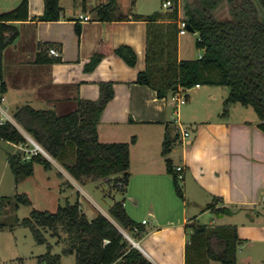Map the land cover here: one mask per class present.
I'll use <instances>...</instances> for the list:
<instances>
[{
  "label": "crops",
  "instance_id": "0c3cea01",
  "mask_svg": "<svg viewBox=\"0 0 264 264\" xmlns=\"http://www.w3.org/2000/svg\"><path fill=\"white\" fill-rule=\"evenodd\" d=\"M22 1L0 0V13L15 9ZM109 1L61 0V18L42 21L38 18L45 12V0H29V18L13 22L20 34L4 52L6 92L0 86L4 108L12 117L14 110L25 104L66 115L77 109L79 99H99L102 82L113 83L115 94L101 116L99 140L130 144L128 187L134 186L130 198L139 206V194H143L148 204L145 217L136 220L145 228L138 239L132 237L137 248L154 264H185L187 225L215 214L204 224L237 226L241 239L237 263L264 264V131L258 126L259 119L246 116L252 111L238 104L223 116L225 96L219 98L201 85L194 87L200 92L190 102V115L176 110L173 117L177 106L170 95L159 98L156 90L137 82L146 69L148 25L134 15H150L155 10H135L130 2L117 0L111 18L101 20L95 9ZM86 16L90 19L85 20ZM180 36L184 35H179V41ZM123 45L137 53L135 66L114 52ZM51 48L61 56L51 55ZM96 51L104 56L89 69ZM178 51L183 59L180 44ZM190 100L189 94L185 104ZM184 119L191 125V136L184 139L180 133L168 155L174 167L185 166V200L181 202L163 147L168 132L174 137L179 128H185ZM189 200L194 207H187ZM209 204L228 207L231 214H218L206 208ZM227 217L228 223L224 222Z\"/></svg>",
  "mask_w": 264,
  "mask_h": 264
},
{
  "label": "trees",
  "instance_id": "16d2710c",
  "mask_svg": "<svg viewBox=\"0 0 264 264\" xmlns=\"http://www.w3.org/2000/svg\"><path fill=\"white\" fill-rule=\"evenodd\" d=\"M170 1L173 5L166 13L134 15L136 20H144L148 25L146 69L140 72L137 82L156 90L159 98L181 90L187 91L189 98L188 91L197 85L227 88L229 97L224 103L223 116L228 115L233 104L251 106L258 114V126L264 131V0ZM60 2L45 0V12L38 19L59 20L62 13ZM116 2L110 0L99 5L95 9L98 17L101 20L111 18ZM224 7L227 14L221 15ZM28 18L29 0H23L11 11L0 13L2 92L7 90L3 79L4 52L20 34L13 22ZM180 20L186 21L194 32L199 33L196 46L204 54L198 59H179ZM77 34L81 35L80 27H77ZM114 52L129 65L137 64V53L132 47L123 45ZM103 56L96 51L89 69L95 68ZM100 86L99 99H79L77 109L66 115H58L53 109H35L29 104L17 107L13 113L17 125L11 121L0 124V141L29 147L21 127L49 156L59 160L79 183L85 179L104 180L116 183L120 191H126L130 181V144L102 143L99 140L101 116L115 94L113 83L102 82ZM175 86L178 90H174ZM178 138L180 133L174 137L167 133L163 154L167 170L173 176L176 193L185 200L183 187L168 157ZM26 156L22 148L8 156L18 180L32 176L36 164H42L46 170L53 166L43 153L33 154L30 159ZM19 198L31 203L24 195ZM5 206L6 199L0 197V216ZM206 208L218 214H231L228 207L215 208L214 204H209ZM109 215L98 213L90 219L79 201H67L55 213L33 209L22 224L32 230L37 243L47 245L48 252L38 258V264H61L62 261L61 254L52 253L54 246L46 233L57 238V243L64 244L63 255H75L76 264H154L120 229L136 232L137 237L145 232L143 224L128 213L125 203L115 202L109 208ZM187 230L190 239L185 249V264H211L212 260L238 264L241 239L236 225L193 222L187 225Z\"/></svg>",
  "mask_w": 264,
  "mask_h": 264
},
{
  "label": "rangeland",
  "instance_id": "374dc122",
  "mask_svg": "<svg viewBox=\"0 0 264 264\" xmlns=\"http://www.w3.org/2000/svg\"><path fill=\"white\" fill-rule=\"evenodd\" d=\"M121 1L127 4L130 2V6L135 10L139 8L144 10H149L148 8H150V10H155V12H164L168 10V8L162 5L164 0ZM224 6L227 7L226 4ZM225 7V10L221 15L227 14V8ZM180 37V54L183 59H198L203 53V50L198 49L196 46V42L199 39V33L189 31L186 35ZM204 87V89L213 90V93L220 96L219 98H221L222 95L225 96L224 100L229 97V90L224 87L208 85H204ZM204 89L202 91H204ZM199 92L196 88L191 89L189 92L191 100L188 104H181L180 106H177V108H173V117H176V115L174 116L176 110H180L181 115H190V102L193 101ZM224 103L225 101L222 103V114L224 113L225 108ZM238 105L244 107L241 104ZM248 109L252 112L246 116L259 119L258 114L253 107L249 106ZM184 127L189 131L191 129V125L186 119H184ZM19 128L25 136L31 137L23 128ZM178 131L181 133L180 128ZM28 142V148L35 149V145L29 140ZM18 149L19 148H16L13 143L0 141V197L6 199V206L0 216V264H38V258L48 252L47 245L37 243L32 230L22 224V221L30 216L33 209L55 213L59 206H64L67 201H70L71 203L79 201L83 211L87 213L90 219H93L96 217L95 214L98 215V213H103L110 217V206L115 202L123 201L132 218L142 221L145 217L146 208L148 206L147 200L143 199L145 196L139 194V196L142 197L139 206H134L135 203L132 198H130L131 194H134V186L130 188L127 187L128 190L126 191H120L116 187V183H109L104 180L95 182L92 179H85L83 183H79L70 175L68 170L59 160L52 158L49 154L48 156H45L53 164L50 170H46L42 164H36L35 172L32 176L18 180L8 161L9 154L15 153ZM180 183L183 186V181H180ZM172 184L175 189L174 181H172ZM22 195L26 196L31 203L28 204L20 200L19 197ZM155 200L159 201L158 197H155ZM178 200L183 202V199L179 196ZM187 202H189V205L187 206L188 208L194 207L192 200ZM157 208L160 209L158 205ZM214 216L215 214L205 215L199 219V223L204 224L209 222ZM146 217L148 218V216ZM224 222H230V218L227 217ZM120 229L131 243L133 241L132 237L138 239L135 234L133 235L131 232L124 230L123 228ZM46 236L54 246L52 253L62 255L61 264H76L75 255L62 254L64 244L57 243V238H53L50 233H46ZM212 263L223 264L222 262L215 260H212L211 264Z\"/></svg>",
  "mask_w": 264,
  "mask_h": 264
},
{
  "label": "built area",
  "instance_id": "2783aa9c",
  "mask_svg": "<svg viewBox=\"0 0 264 264\" xmlns=\"http://www.w3.org/2000/svg\"><path fill=\"white\" fill-rule=\"evenodd\" d=\"M172 2L170 0L165 1L163 3V6L166 8H170L172 7ZM90 18L88 16L85 17V20H89ZM189 32V25L187 24L186 21L181 20L179 21V35H186ZM50 54L55 56V57H60L61 53L55 49V48H51L49 50ZM201 57V56H200ZM0 85H1V80H0ZM200 85H197L196 87H199ZM188 100V96H187V91H183L181 90L180 92L174 94L171 96V101L175 106H180L181 104H185ZM5 101L4 97L0 98V124L5 123L6 121H11V122H15L13 117L11 115H9V113L7 112V110L4 108L3 106V102ZM182 137L184 139H189L191 136V132L186 129V128H182L181 131ZM27 137V136H26ZM27 139L33 144L35 145V149H29L28 147H23L22 149L26 151L27 159H30L31 155L33 154H38L40 153H47L32 137H27ZM48 154V153H47ZM46 155V154H44ZM175 171L177 173V177L180 181L184 180L185 178V166L184 165H178L175 167ZM146 221H144L145 223ZM130 238V237H129Z\"/></svg>",
  "mask_w": 264,
  "mask_h": 264
},
{
  "label": "water",
  "instance_id": "95a60500",
  "mask_svg": "<svg viewBox=\"0 0 264 264\" xmlns=\"http://www.w3.org/2000/svg\"><path fill=\"white\" fill-rule=\"evenodd\" d=\"M189 31L194 32V29H193L191 26H189ZM174 90H178V86H175V87H174ZM44 154H46V155L48 156L47 153H44ZM132 243H133V245H134L135 247H138V244H137V243H135L134 241H132Z\"/></svg>",
  "mask_w": 264,
  "mask_h": 264
}]
</instances>
